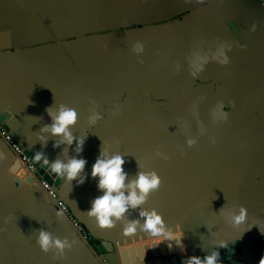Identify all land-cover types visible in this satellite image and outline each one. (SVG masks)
<instances>
[{
  "label": "crops",
  "instance_id": "crops-1",
  "mask_svg": "<svg viewBox=\"0 0 264 264\" xmlns=\"http://www.w3.org/2000/svg\"><path fill=\"white\" fill-rule=\"evenodd\" d=\"M61 105L78 119L70 126L74 142L56 146L62 137L42 129L52 123L48 108ZM6 113L8 131L25 149L49 161L86 159L58 193L87 228L85 239L93 244L97 231L110 237L117 263L184 264L264 230L261 0H0ZM102 152L126 156L129 181L141 169L162 178L146 201L105 229L88 215L103 195L91 174ZM0 154V264H103L1 135ZM241 206L248 218L237 225L232 216ZM142 208L158 209L173 230L180 224L183 242L126 235L128 220L145 219ZM41 229L75 243L62 258L45 253L36 242Z\"/></svg>",
  "mask_w": 264,
  "mask_h": 264
},
{
  "label": "clouds",
  "instance_id": "clouds-1",
  "mask_svg": "<svg viewBox=\"0 0 264 264\" xmlns=\"http://www.w3.org/2000/svg\"><path fill=\"white\" fill-rule=\"evenodd\" d=\"M136 50L142 51L143 45L136 44ZM223 55V53H221ZM227 57H224V63L227 62ZM49 115L52 118V123L46 125L42 131L51 132L53 135L62 137V140L57 142V145L62 142L72 144L74 137L70 131V126L74 125L78 119V113L75 109L66 105H61L58 110L48 108ZM226 115V114H225ZM99 117L94 115L91 120L94 122ZM41 140L46 138L41 136ZM84 138L81 137L76 141L77 152H82ZM191 145L194 141L189 140ZM2 158V154H0ZM34 159L36 161H43L52 173L63 178L66 182L76 179L84 170L87 161L84 158L72 157L67 161L56 159L49 161V159L42 152H35ZM126 156L117 154L108 156L106 152H102L96 159L92 166V176L98 177L97 187L103 192V195L95 197L91 202V207L88 209V215L93 217L96 224L102 228L112 227L117 223V219L123 217L130 206L141 205L147 200L149 194L159 188L162 183V178L158 173L152 169H141L139 175L132 180H128V171L125 168ZM84 178H80L78 183H83ZM126 189H130L126 190ZM144 216L143 222L139 218L130 219L124 225L123 232L126 235H133L140 231L149 234L156 238V243L160 244L170 240L175 241L177 238L181 242L184 239V231L180 224L176 225L175 230L167 226L163 214L158 209H141ZM58 215L63 216V213L58 211ZM248 218L247 208L241 206L239 212L232 216L233 223L237 225L243 224ZM10 217H5L4 222L7 223ZM5 230L0 227V231ZM36 242L39 244L41 250L45 253L50 250H55L57 257H64L66 250L72 248L75 241H69L67 238L61 240L54 238L52 234L46 230H39L36 237ZM223 245V243L221 244ZM223 247V246H221ZM184 264H224L220 259V252L217 247L206 250L203 257L192 256L184 261ZM260 264H264V257L261 258Z\"/></svg>",
  "mask_w": 264,
  "mask_h": 264
},
{
  "label": "water",
  "instance_id": "water-1",
  "mask_svg": "<svg viewBox=\"0 0 264 264\" xmlns=\"http://www.w3.org/2000/svg\"><path fill=\"white\" fill-rule=\"evenodd\" d=\"M8 117L9 113L0 115V121L4 122V126L7 130H9V127L7 123H5V120ZM25 154L30 158L29 160L34 166V170L30 169V165L28 162L22 160L21 161L24 168L29 173H31L33 179H35L38 184L43 186V182H46L50 186H53L56 191H59L62 188L64 179L57 176L55 173H52L51 169L47 165H44L42 160L36 161L34 159L35 152L31 149L26 148ZM18 157L21 159L20 155H18ZM46 191L49 194L48 189H46ZM52 199L55 205H57L58 207V200L54 197H52ZM57 210L59 211L60 208ZM67 217L70 219L77 233L82 237V239H85L83 231L88 232L87 228L84 225H81L80 229V227H77L75 225L69 215H67ZM92 237L93 244L88 241V239H85V241L91 247L96 256H98L99 259L103 262V264H120L110 258L109 253L115 252L116 247L110 240V237L104 231H97L92 234ZM215 247L218 248L220 252V259L224 262V264H260L261 258L264 257V230L262 233L254 237L250 242L241 243L240 241H233L224 245H215ZM205 251L198 253L197 256H200L202 258Z\"/></svg>",
  "mask_w": 264,
  "mask_h": 264
},
{
  "label": "built area",
  "instance_id": "built-area-1",
  "mask_svg": "<svg viewBox=\"0 0 264 264\" xmlns=\"http://www.w3.org/2000/svg\"><path fill=\"white\" fill-rule=\"evenodd\" d=\"M264 2V0H261ZM0 135L3 136L12 146L13 150L21 156V160L28 162L30 165V169L34 170V166L31 164L30 162V158L25 154V148L22 147L11 135V133L5 128L4 126V122L0 121ZM44 186L46 189H48L49 194L56 198L58 200V207L60 208L61 211L65 212L66 214H68L70 216V218L72 219V221L75 223V225L77 227H80L77 220L74 218V216L72 215L68 205L66 204V202L60 197L58 191H56L54 189L53 186H50L49 184H47L46 182H43Z\"/></svg>",
  "mask_w": 264,
  "mask_h": 264
}]
</instances>
